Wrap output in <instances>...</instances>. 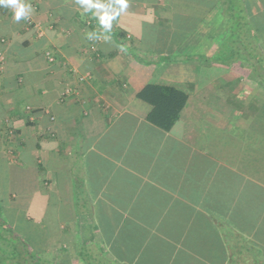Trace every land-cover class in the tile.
I'll return each instance as SVG.
<instances>
[{
  "label": "crops",
  "instance_id": "0c3cea01",
  "mask_svg": "<svg viewBox=\"0 0 264 264\" xmlns=\"http://www.w3.org/2000/svg\"><path fill=\"white\" fill-rule=\"evenodd\" d=\"M25 2L19 23L0 7L2 260L264 264V83L224 46L227 1L127 0L110 32L77 0ZM215 54L231 64L186 92ZM148 83L188 95L170 131Z\"/></svg>",
  "mask_w": 264,
  "mask_h": 264
},
{
  "label": "trees",
  "instance_id": "16d2710c",
  "mask_svg": "<svg viewBox=\"0 0 264 264\" xmlns=\"http://www.w3.org/2000/svg\"><path fill=\"white\" fill-rule=\"evenodd\" d=\"M226 1L229 11L226 13L228 20L222 28L226 37L224 46L227 47L233 58L243 60L248 68L256 70L264 83V48L261 44L262 41L264 42V26L258 25L257 12L254 13L252 10L253 5L262 4L260 16L264 20V1ZM137 97L151 105V109L146 115L147 121L164 131H170L180 121L181 113L188 101L186 92L171 85L155 83L144 85L138 90ZM213 221L215 222L214 217ZM11 241L15 246L20 243L14 239ZM13 248L10 252L12 262L16 261V264H45L35 261L34 256L28 251L18 250L17 246ZM92 252H80L85 264H98V258ZM101 262L108 264L103 258Z\"/></svg>",
  "mask_w": 264,
  "mask_h": 264
},
{
  "label": "clouds",
  "instance_id": "9594fccd",
  "mask_svg": "<svg viewBox=\"0 0 264 264\" xmlns=\"http://www.w3.org/2000/svg\"><path fill=\"white\" fill-rule=\"evenodd\" d=\"M77 2L85 12L93 13L105 32L111 31L112 22L128 7L127 0H109L106 3L102 0H77ZM0 7L10 8L13 11L12 19L17 23L28 18L33 11L31 4L25 0H0ZM88 35L91 38L94 33Z\"/></svg>",
  "mask_w": 264,
  "mask_h": 264
},
{
  "label": "rangeland",
  "instance_id": "374dc122",
  "mask_svg": "<svg viewBox=\"0 0 264 264\" xmlns=\"http://www.w3.org/2000/svg\"><path fill=\"white\" fill-rule=\"evenodd\" d=\"M146 32H147V30H145L144 33H146ZM145 36H149V35H145ZM215 55L216 56H214L213 59H207L205 56L199 55V57H196V55H193L194 56L193 58H195V57L198 58L199 59L198 61L200 62L199 64L202 65L205 69H203L201 67V70H204V72L201 73L202 75L201 74L200 75H192V76L186 75V78L184 80L185 82L183 83V81H182L181 83H179V85L182 86L186 92L190 93L191 91H194L195 87L198 86L197 84L203 82L204 78H207L209 80L210 78L213 77L211 75H214V73L220 72L221 69L217 68L218 66L226 68V64L227 65L231 64V62L226 63V62H228L226 60L228 57L227 54H220V55L215 54ZM239 64L240 63H237L234 66H240L241 67L242 65L241 64L239 65ZM213 66H216V67H213ZM227 67H229V66H227ZM207 70H209V71H207ZM202 79H203V81H202ZM168 82H169V80H168ZM202 93H203V91H202ZM200 125H201V123H200ZM2 240H3V238H0V245H2V244L9 245L6 241H2ZM10 246H11V244H10ZM6 254H9V253L6 252ZM1 256H2V253L0 252V258H1ZM12 261L13 260H10L9 264H16V261H14V262H12ZM0 262L1 263L4 262L5 264H7L6 260L3 261L2 258H1Z\"/></svg>",
  "mask_w": 264,
  "mask_h": 264
},
{
  "label": "built area",
  "instance_id": "2783aa9c",
  "mask_svg": "<svg viewBox=\"0 0 264 264\" xmlns=\"http://www.w3.org/2000/svg\"><path fill=\"white\" fill-rule=\"evenodd\" d=\"M47 59L49 61H53L54 60V56L52 54H50V53H47Z\"/></svg>",
  "mask_w": 264,
  "mask_h": 264
}]
</instances>
